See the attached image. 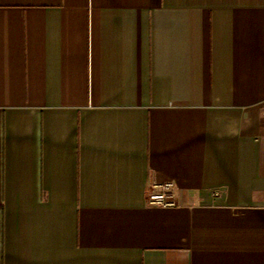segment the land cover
Wrapping results in <instances>:
<instances>
[{
  "label": "crops",
  "instance_id": "1",
  "mask_svg": "<svg viewBox=\"0 0 264 264\" xmlns=\"http://www.w3.org/2000/svg\"><path fill=\"white\" fill-rule=\"evenodd\" d=\"M0 264H264V0H0Z\"/></svg>",
  "mask_w": 264,
  "mask_h": 264
},
{
  "label": "built area",
  "instance_id": "2",
  "mask_svg": "<svg viewBox=\"0 0 264 264\" xmlns=\"http://www.w3.org/2000/svg\"><path fill=\"white\" fill-rule=\"evenodd\" d=\"M149 204L163 207L176 205L175 183L169 181L156 185L155 191L148 196Z\"/></svg>",
  "mask_w": 264,
  "mask_h": 264
}]
</instances>
